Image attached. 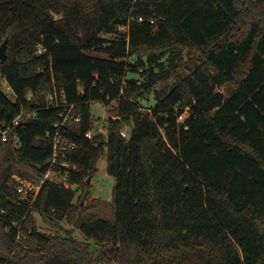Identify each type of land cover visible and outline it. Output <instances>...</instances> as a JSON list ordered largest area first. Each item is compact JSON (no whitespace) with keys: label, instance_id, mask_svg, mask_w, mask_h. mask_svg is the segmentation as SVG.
Returning a JSON list of instances; mask_svg holds the SVG:
<instances>
[{"label":"trees","instance_id":"16d2710c","mask_svg":"<svg viewBox=\"0 0 264 264\" xmlns=\"http://www.w3.org/2000/svg\"><path fill=\"white\" fill-rule=\"evenodd\" d=\"M6 37L0 126L23 121L0 139L2 264H264V0H0ZM54 93L76 187L21 199L13 176L52 159ZM96 101L114 106L88 138ZM105 148L108 216L77 197Z\"/></svg>","mask_w":264,"mask_h":264},{"label":"built area","instance_id":"2783aa9c","mask_svg":"<svg viewBox=\"0 0 264 264\" xmlns=\"http://www.w3.org/2000/svg\"><path fill=\"white\" fill-rule=\"evenodd\" d=\"M139 20H143L142 17L139 18ZM65 97L59 98L57 93L54 94H48L47 99L52 104V106L61 107L63 105L66 107L65 113H60L62 120L55 123L53 125L55 129L54 137H52V159L48 163V168L45 172H32L31 178H26L20 175H14L13 176V183L17 187V191L20 194L21 199H33L37 197L43 183L47 180L55 181L58 184H62L63 186L67 188H75L76 186L74 184H71L68 181V173H69V164L65 161H60L62 157H65L67 151L74 149L76 147V144L72 141H70L66 135L62 132V129L68 122V120L71 118L70 112L73 108L72 105H68L64 99ZM30 116V114H28ZM72 119V118H71ZM75 120H79V118H75ZM23 121V113L18 115L12 123L9 125L4 124L0 126V139L2 141H7L13 126L21 124ZM130 126H127V128H123L121 131V135L124 138H127L129 136V130ZM47 136L51 138V132L47 133ZM86 136L88 138H92L93 134L90 131L86 133ZM15 144H18V138L15 136L14 138ZM62 167L65 168L64 171H62ZM75 168V167H74ZM41 169V166H38V170Z\"/></svg>","mask_w":264,"mask_h":264},{"label":"rangeland","instance_id":"374dc122","mask_svg":"<svg viewBox=\"0 0 264 264\" xmlns=\"http://www.w3.org/2000/svg\"><path fill=\"white\" fill-rule=\"evenodd\" d=\"M124 30L125 29L123 28V31ZM131 60L134 61V58ZM2 89L11 99L15 100V95L13 94L11 88L8 86L7 83L5 82L2 83ZM224 92L225 94H228L227 89L224 90ZM142 103L146 108L153 107V105L155 104L154 96L152 94L145 95V98L142 101ZM113 106H114L113 103L107 106L98 101L92 102L90 104L92 122H93V128L91 132L93 136L98 133H102L103 135L107 134V120L109 117V112L111 111V108ZM186 115L187 113L183 117H185ZM127 126L129 125H126L124 128H127ZM28 170L32 171L29 168ZM90 182H91L90 189H88L89 193L86 196L84 203L81 204L80 202V204L85 205L86 203H91L92 200L97 199L99 203H98V206H96V210H98V212L103 215H107V216L110 215L111 206L109 205L108 201H112L113 189L115 186V178L112 175H110L107 171V149L106 148L102 156L97 161V170L94 176L92 177V180L89 181V183ZM85 191L83 192L82 188H80L77 192V197L79 198V196H81V200H82ZM36 225L43 232H47V233L57 232L56 227L50 224H47L38 215H36ZM62 225L68 229L73 228V225L71 223H68L67 221H63ZM74 235L76 236V238L80 240L85 239L78 229L76 230L74 229ZM92 246L94 250L97 249V246L95 244H93ZM0 264H2L1 259H0Z\"/></svg>","mask_w":264,"mask_h":264},{"label":"water","instance_id":"95a60500","mask_svg":"<svg viewBox=\"0 0 264 264\" xmlns=\"http://www.w3.org/2000/svg\"><path fill=\"white\" fill-rule=\"evenodd\" d=\"M8 41H9V39H8V37H6L4 39V41L0 44V60H2V61H5L7 59V56H8L7 55ZM90 180H91V178L88 179V181H90ZM88 193H89V190L87 189L84 193L82 200H81V204L84 203L85 198L88 195Z\"/></svg>","mask_w":264,"mask_h":264}]
</instances>
